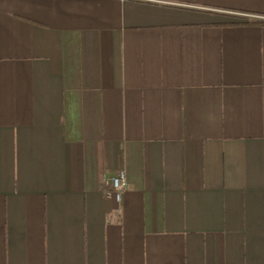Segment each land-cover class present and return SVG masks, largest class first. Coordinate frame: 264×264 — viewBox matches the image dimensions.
<instances>
[{
  "label": "crops",
  "instance_id": "crops-1",
  "mask_svg": "<svg viewBox=\"0 0 264 264\" xmlns=\"http://www.w3.org/2000/svg\"><path fill=\"white\" fill-rule=\"evenodd\" d=\"M0 264H264V0H0Z\"/></svg>",
  "mask_w": 264,
  "mask_h": 264
},
{
  "label": "built area",
  "instance_id": "built-area-1",
  "mask_svg": "<svg viewBox=\"0 0 264 264\" xmlns=\"http://www.w3.org/2000/svg\"><path fill=\"white\" fill-rule=\"evenodd\" d=\"M106 185V195L108 197L114 198L117 202H120L128 185L126 170L121 169L116 176L106 178Z\"/></svg>",
  "mask_w": 264,
  "mask_h": 264
}]
</instances>
